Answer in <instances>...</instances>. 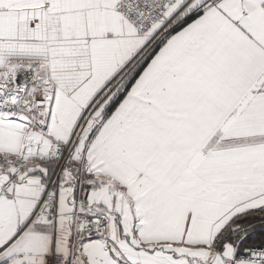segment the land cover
<instances>
[{"label": "snow or ice", "instance_id": "obj_1", "mask_svg": "<svg viewBox=\"0 0 264 264\" xmlns=\"http://www.w3.org/2000/svg\"><path fill=\"white\" fill-rule=\"evenodd\" d=\"M0 264H264V0H0Z\"/></svg>", "mask_w": 264, "mask_h": 264}]
</instances>
